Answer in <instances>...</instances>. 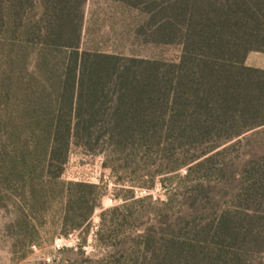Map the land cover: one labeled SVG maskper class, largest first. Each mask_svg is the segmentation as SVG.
Here are the masks:
<instances>
[{
  "label": "trees",
  "instance_id": "obj_1",
  "mask_svg": "<svg viewBox=\"0 0 264 264\" xmlns=\"http://www.w3.org/2000/svg\"><path fill=\"white\" fill-rule=\"evenodd\" d=\"M115 1L145 16L147 42L178 46L177 59L83 47L86 0H0V182L33 194L61 175L72 144L103 154L104 167L153 168L168 198L159 231L134 242L140 264H253L264 253V150L246 147L264 133V68L244 61L264 53V0ZM229 176L222 205L208 208ZM97 189L65 183L70 229L99 206Z\"/></svg>",
  "mask_w": 264,
  "mask_h": 264
},
{
  "label": "rangeland",
  "instance_id": "obj_2",
  "mask_svg": "<svg viewBox=\"0 0 264 264\" xmlns=\"http://www.w3.org/2000/svg\"><path fill=\"white\" fill-rule=\"evenodd\" d=\"M82 46L140 55L171 62L180 49L175 45H157L137 34L145 16L115 0H86L84 5ZM264 68V53L250 51L245 63ZM258 153L264 150V133H259L246 147ZM103 154L89 152L82 146L71 145L68 159L57 178L38 182L33 194L3 185L0 182V264H140L142 246L134 243L137 235L146 230L157 233L161 227V201L168 198L161 185L162 175L151 177L134 168L112 169L103 166ZM238 170V164H234ZM181 168L172 172V187ZM81 181L98 185L99 206L82 225L69 228L63 220L65 183ZM168 184V181L165 180ZM234 180L230 176L216 184L208 208L222 205L225 192L231 191ZM141 185H151L144 188ZM133 195V204L105 213L103 209L118 206L123 197ZM181 198L172 195V218L177 215ZM180 201V202H179ZM58 239H71L74 245L56 250ZM55 255V258L52 256ZM253 264H264V253Z\"/></svg>",
  "mask_w": 264,
  "mask_h": 264
},
{
  "label": "built area",
  "instance_id": "obj_3",
  "mask_svg": "<svg viewBox=\"0 0 264 264\" xmlns=\"http://www.w3.org/2000/svg\"><path fill=\"white\" fill-rule=\"evenodd\" d=\"M74 244H75V241L71 239H58L54 242V246L56 250L61 249L65 245H74ZM52 257L55 258V255H53Z\"/></svg>",
  "mask_w": 264,
  "mask_h": 264
},
{
  "label": "crops",
  "instance_id": "obj_4",
  "mask_svg": "<svg viewBox=\"0 0 264 264\" xmlns=\"http://www.w3.org/2000/svg\"><path fill=\"white\" fill-rule=\"evenodd\" d=\"M244 62H245V61H244ZM245 64L248 65V66H251V65H250L249 63H247V62H246Z\"/></svg>",
  "mask_w": 264,
  "mask_h": 264
}]
</instances>
